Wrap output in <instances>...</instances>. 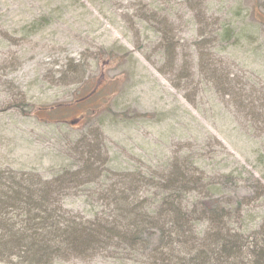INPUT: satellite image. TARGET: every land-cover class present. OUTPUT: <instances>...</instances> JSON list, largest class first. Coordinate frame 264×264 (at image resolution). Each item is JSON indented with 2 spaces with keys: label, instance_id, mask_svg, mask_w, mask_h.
Wrapping results in <instances>:
<instances>
[{
  "label": "trees",
  "instance_id": "trees-1",
  "mask_svg": "<svg viewBox=\"0 0 264 264\" xmlns=\"http://www.w3.org/2000/svg\"><path fill=\"white\" fill-rule=\"evenodd\" d=\"M176 1L202 9L206 0ZM244 1L254 26L264 32V0ZM51 2L0 0V10H49ZM155 2L138 0L134 7L154 10ZM29 15L21 23L49 22L44 14ZM196 18L206 21L204 13ZM137 19L146 25L142 28L161 35L157 51L164 70L179 67L181 43L169 15L158 21L157 15L142 11ZM8 24L7 13H1L0 40L16 39ZM238 31L226 18L200 28L181 68L182 79L196 96L204 85L214 83L235 99L238 113L264 124V84L251 79L235 83L230 77L225 55ZM106 89L95 112L125 118L113 112L115 98L100 77L82 92L81 101L39 108L35 114L39 120L45 116L44 123L57 124L59 116L75 113ZM136 116L152 121L156 114ZM91 121L93 117L86 115L80 122L86 129ZM75 142L66 145L62 165L48 177L0 170V264H264L263 220L249 212L251 203L264 196V182L250 172L247 177L236 169L208 170L212 164L206 160L216 154L213 147L196 148L189 141L159 165L118 169L97 139L81 137Z\"/></svg>",
  "mask_w": 264,
  "mask_h": 264
},
{
  "label": "rangeland",
  "instance_id": "rangeland-1",
  "mask_svg": "<svg viewBox=\"0 0 264 264\" xmlns=\"http://www.w3.org/2000/svg\"><path fill=\"white\" fill-rule=\"evenodd\" d=\"M136 1L53 0L49 10H0L7 13L16 38L0 40V170L48 177L62 165L66 145L81 137L97 139L118 169L159 165L191 141L196 148L216 149L214 158L206 160L212 164L208 170L236 169L264 182L263 122L238 113L235 99L214 83L196 96L181 74L199 29L226 18L240 30L225 55L230 77L235 83L251 79L264 84V32L254 26L250 6L244 0H206L202 9H190L184 2L155 0L154 10H138ZM39 6L44 7L42 1ZM142 11L157 15L158 21L169 15L181 43L179 67L164 70L157 51L161 35L142 28L146 25L137 19ZM30 13L44 14L49 22L21 23ZM197 13H204L207 22L200 23ZM99 77L115 98L113 112L125 118L95 112L106 89L75 113L59 116L57 124L44 123L45 116L38 119L39 108L81 101ZM141 113L156 116L139 120ZM86 115L93 121L84 129L80 121ZM249 212L264 224V196L251 203Z\"/></svg>",
  "mask_w": 264,
  "mask_h": 264
}]
</instances>
